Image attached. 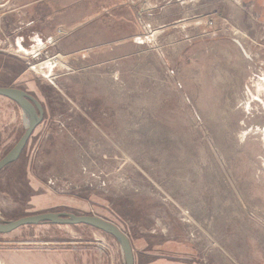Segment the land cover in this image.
<instances>
[{
	"label": "rangeland",
	"instance_id": "374dc122",
	"mask_svg": "<svg viewBox=\"0 0 264 264\" xmlns=\"http://www.w3.org/2000/svg\"><path fill=\"white\" fill-rule=\"evenodd\" d=\"M27 1L0 4V85L44 114L0 170V221L94 214L127 234L136 264H264V0H144L120 30L60 25L46 48L25 46L61 10ZM25 126L0 95V158ZM55 261L124 264L117 239L86 224L0 233V264Z\"/></svg>",
	"mask_w": 264,
	"mask_h": 264
},
{
	"label": "water",
	"instance_id": "95a60500",
	"mask_svg": "<svg viewBox=\"0 0 264 264\" xmlns=\"http://www.w3.org/2000/svg\"><path fill=\"white\" fill-rule=\"evenodd\" d=\"M5 0H0V4ZM0 95L20 104L27 116L24 131L14 145L0 158V170L15 161L22 152L27 140L35 127L43 118V106L31 93L20 87L1 86ZM50 222L54 224H87L111 234L120 244L124 264H134V254L131 242L115 223L94 214H76L67 211H43L23 215L15 219L0 221V233H8L22 225Z\"/></svg>",
	"mask_w": 264,
	"mask_h": 264
},
{
	"label": "crops",
	"instance_id": "0c3cea01",
	"mask_svg": "<svg viewBox=\"0 0 264 264\" xmlns=\"http://www.w3.org/2000/svg\"><path fill=\"white\" fill-rule=\"evenodd\" d=\"M186 1L175 0L173 6L180 8ZM143 2L144 0H29L24 5L34 7L35 4L40 3V5L46 4L47 8L60 9L61 11L56 14L61 15L57 19L59 26L64 25L69 29H73V27H80L81 24L88 23L96 26L89 27L87 30L100 31L102 29L103 31L111 32L118 29L112 27L113 21L119 22L125 20L126 15L130 14L133 8L137 9L139 7L143 9ZM156 6V3H154L153 7ZM13 10L15 9L13 8ZM49 14L50 12L46 13L48 17L50 16ZM114 15L118 16V18L113 17ZM97 21H102V23H98ZM99 24L103 26H97ZM159 261L150 264H164L161 260ZM136 263L135 261L134 264ZM55 264H57V261H55Z\"/></svg>",
	"mask_w": 264,
	"mask_h": 264
},
{
	"label": "built area",
	"instance_id": "2783aa9c",
	"mask_svg": "<svg viewBox=\"0 0 264 264\" xmlns=\"http://www.w3.org/2000/svg\"><path fill=\"white\" fill-rule=\"evenodd\" d=\"M65 34H66V31L62 26H57L55 28L54 32L47 37L42 36L39 33H34V34H32V36L28 37V41L30 43L28 46H25V47H31L36 42V39H39L40 41L44 42V44H45L44 48L49 47V46L52 47V46H55L58 43L59 38L63 37ZM4 43H5V41L0 38V50H5L4 49V47H5ZM19 44L23 45V38L22 37H20L15 42L16 49L18 48Z\"/></svg>",
	"mask_w": 264,
	"mask_h": 264
},
{
	"label": "trees",
	"instance_id": "16d2710c",
	"mask_svg": "<svg viewBox=\"0 0 264 264\" xmlns=\"http://www.w3.org/2000/svg\"><path fill=\"white\" fill-rule=\"evenodd\" d=\"M15 161H16V160H15ZM15 161H13V162H15ZM48 210H50V211H51V210L54 211L53 209H48ZM39 223H47V224H48V223H50V222H39ZM86 225H87V224H86ZM89 226H90V225H89ZM131 246H132V244H131Z\"/></svg>",
	"mask_w": 264,
	"mask_h": 264
},
{
	"label": "bare ground",
	"instance_id": "6f19581e",
	"mask_svg": "<svg viewBox=\"0 0 264 264\" xmlns=\"http://www.w3.org/2000/svg\"><path fill=\"white\" fill-rule=\"evenodd\" d=\"M25 113V112H24ZM26 123H27V116H26Z\"/></svg>",
	"mask_w": 264,
	"mask_h": 264
},
{
	"label": "flooded vegetation",
	"instance_id": "af4514ba",
	"mask_svg": "<svg viewBox=\"0 0 264 264\" xmlns=\"http://www.w3.org/2000/svg\"><path fill=\"white\" fill-rule=\"evenodd\" d=\"M43 110H44V108H43ZM43 114H44V111H43Z\"/></svg>",
	"mask_w": 264,
	"mask_h": 264
}]
</instances>
